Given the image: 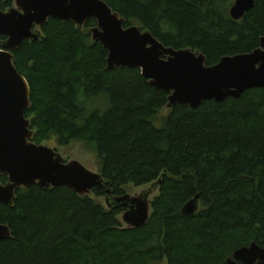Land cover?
<instances>
[{
	"label": "trees",
	"instance_id": "1",
	"mask_svg": "<svg viewBox=\"0 0 264 264\" xmlns=\"http://www.w3.org/2000/svg\"><path fill=\"white\" fill-rule=\"evenodd\" d=\"M103 1L125 26L136 23L167 47L202 53L206 65L251 52L264 35V0L239 20L229 14L234 0ZM13 3L0 0V9ZM95 24L77 29L50 18L39 40L13 52L30 88L25 117L36 144L89 145L115 195L159 180L150 216L128 228L120 210L90 195L65 186L20 188L11 206L0 203V224L10 230L0 241V264H226L250 242L264 247V88L195 109L175 104L159 120L167 93L139 69L107 70V49L88 32ZM102 95L107 110L87 111L85 101ZM7 180L0 175V183ZM196 194L198 211L183 215Z\"/></svg>",
	"mask_w": 264,
	"mask_h": 264
},
{
	"label": "water",
	"instance_id": "2",
	"mask_svg": "<svg viewBox=\"0 0 264 264\" xmlns=\"http://www.w3.org/2000/svg\"><path fill=\"white\" fill-rule=\"evenodd\" d=\"M6 11L0 9V36L6 39L0 48V203L11 206L16 191L38 185L40 188L65 186L78 195H90L93 189L104 197L105 207L121 211L128 228L143 226L151 210V189L137 196L115 195L101 173L85 168L76 160L65 161L54 149L32 141L34 131L25 117L31 102L30 88L14 65L13 52L24 40L42 36L40 28L50 18L71 21L82 29L90 19L96 24L91 39L107 49L106 69H139L148 83L167 93L166 107L185 104L195 109L205 101L221 102L239 98L251 88H264V35L251 52L223 56L214 65H206L205 56L189 48L174 49L159 42L148 30L125 26L124 18L103 0H13ZM255 0H234L230 17L239 20L252 9ZM159 180L152 183L158 188ZM199 208V194L181 209L193 215ZM10 237L9 227L0 224V241ZM226 264H264V247L255 242L232 252Z\"/></svg>",
	"mask_w": 264,
	"mask_h": 264
},
{
	"label": "rangeland",
	"instance_id": "3",
	"mask_svg": "<svg viewBox=\"0 0 264 264\" xmlns=\"http://www.w3.org/2000/svg\"><path fill=\"white\" fill-rule=\"evenodd\" d=\"M13 5H14V3H13ZM134 25L138 26V24H136V23H134ZM88 32H90L89 29H88ZM108 106H109L108 98L104 95L99 96L97 98L87 100L84 103V107L86 108L87 111L98 110V111L103 112V111L107 110ZM168 111H169V108L164 107L160 111L159 120H161V118L165 114H167ZM155 125L157 127L161 126V124L157 123V122H155ZM43 144L54 149L56 152H58L65 161L76 160V161L80 162L88 170L93 171V172H99L97 154L86 143L81 142V141H73L67 146H60L57 144L56 140L54 138H52L50 140L43 142ZM148 188L151 189V193L149 194L148 199L150 201H152L153 198L158 194V188H153L152 183H149L147 185H142V186H134L132 184H128V185H125L124 187H122V191H123V193H127L130 196H137ZM90 196L105 206V200H104V197L102 195L96 197L91 193ZM150 212H151V210H150ZM121 216H122V213H120V215H119V220L125 226V223L121 220ZM152 264H167V262L164 258L161 260L154 261Z\"/></svg>",
	"mask_w": 264,
	"mask_h": 264
}]
</instances>
